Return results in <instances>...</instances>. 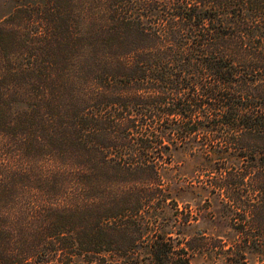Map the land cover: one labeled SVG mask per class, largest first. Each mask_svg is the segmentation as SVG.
I'll return each mask as SVG.
<instances>
[{
    "label": "trees",
    "instance_id": "obj_1",
    "mask_svg": "<svg viewBox=\"0 0 264 264\" xmlns=\"http://www.w3.org/2000/svg\"><path fill=\"white\" fill-rule=\"evenodd\" d=\"M17 1L0 20V264H191L164 176L201 128L241 131L213 153L253 165L211 185L264 264V0Z\"/></svg>",
    "mask_w": 264,
    "mask_h": 264
},
{
    "label": "rangeland",
    "instance_id": "obj_2",
    "mask_svg": "<svg viewBox=\"0 0 264 264\" xmlns=\"http://www.w3.org/2000/svg\"><path fill=\"white\" fill-rule=\"evenodd\" d=\"M19 4L17 0H0V20ZM199 119L203 120L202 116ZM240 133L210 132L201 128L185 139L174 133L180 138L179 147L174 151L173 162L164 176L175 201L174 210L170 213L181 219L190 215L192 222L185 226H173L172 222L167 231L173 232L171 237L176 249L187 247L189 253L194 254L191 264H263V256L249 250L245 244V241L255 240L247 228L250 216L234 208L225 191L211 185L220 182L222 174H235L253 165L250 161L230 160L213 153L226 148L223 138ZM200 243L205 244L207 250H201L198 247Z\"/></svg>",
    "mask_w": 264,
    "mask_h": 264
}]
</instances>
